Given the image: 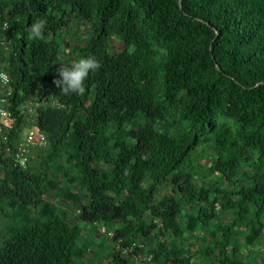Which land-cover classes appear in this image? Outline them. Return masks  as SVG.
I'll use <instances>...</instances> for the list:
<instances>
[{
	"label": "trees",
	"instance_id": "trees-1",
	"mask_svg": "<svg viewBox=\"0 0 264 264\" xmlns=\"http://www.w3.org/2000/svg\"><path fill=\"white\" fill-rule=\"evenodd\" d=\"M88 56L63 94L57 68ZM0 68L2 144L46 135L25 165L0 151V264H136L139 240L157 264H248L238 244H264V0H0Z\"/></svg>",
	"mask_w": 264,
	"mask_h": 264
},
{
	"label": "built area",
	"instance_id": "built-area-1",
	"mask_svg": "<svg viewBox=\"0 0 264 264\" xmlns=\"http://www.w3.org/2000/svg\"><path fill=\"white\" fill-rule=\"evenodd\" d=\"M0 72L6 73L2 68H0ZM7 76L9 78L7 84L0 81V151L2 150L7 156L12 157L15 164L25 165L32 158L33 151L36 148H42V145L44 146L46 135L40 128L31 126L29 123H23L19 134L22 136L16 142H13V148L2 144L7 143L10 124L12 120L16 119L10 108L12 88L10 87V77L8 74ZM100 230L104 231L103 228ZM106 234L111 236L112 232L108 231ZM128 253H130V259L136 264H157L153 261L151 252L147 251L144 241H132L125 249V254Z\"/></svg>",
	"mask_w": 264,
	"mask_h": 264
},
{
	"label": "clouds",
	"instance_id": "clouds-1",
	"mask_svg": "<svg viewBox=\"0 0 264 264\" xmlns=\"http://www.w3.org/2000/svg\"><path fill=\"white\" fill-rule=\"evenodd\" d=\"M46 24V19L36 18L26 29L29 37L43 39ZM100 68V62L94 57H81L78 60H73L70 64H61L56 70L59 78L54 79L53 83L65 95L75 93L82 96L86 91L85 81L89 73ZM0 81L4 84L8 83L9 78L6 73L0 72Z\"/></svg>",
	"mask_w": 264,
	"mask_h": 264
},
{
	"label": "rangeland",
	"instance_id": "rangeland-1",
	"mask_svg": "<svg viewBox=\"0 0 264 264\" xmlns=\"http://www.w3.org/2000/svg\"><path fill=\"white\" fill-rule=\"evenodd\" d=\"M76 20H77V22L72 25L71 32H74L76 34L82 32L83 36H88L90 31L87 30L85 32V29L88 28V25L83 21V19H76ZM73 22H75V21H73ZM76 34L72 33L69 36V40H70L72 45H77V44H79L81 42L79 37L76 36ZM113 48L115 50L122 49L123 48L122 43L120 41L114 40ZM62 59H64V57H62ZM67 62H69V61L67 60ZM204 162H205L204 159L201 160L199 162V165H198L197 170H196V177L195 178H196V183H198V184L201 183L202 180L204 179L203 177H201V174L205 173L204 169L201 167V165L204 164ZM227 217H228V213H225L222 216V219L217 218L215 221L212 222V224L215 225L219 221L223 222V219H226ZM2 224H3V222L0 221V227L2 226ZM88 232L90 233V231H88ZM94 236L96 237V239L95 238H91V240L94 241V242L98 241L100 237H98L97 235H94ZM238 245L241 248V251L243 253L244 261L247 262L248 264H255L256 261L260 262V263L264 262V244L263 243L260 242L258 244L247 246V247H243V245H241L240 243ZM105 247H106V245H105ZM92 248L95 249L94 243L92 245H90L88 247V249H86V253L88 254V253L92 252Z\"/></svg>",
	"mask_w": 264,
	"mask_h": 264
},
{
	"label": "water",
	"instance_id": "water-1",
	"mask_svg": "<svg viewBox=\"0 0 264 264\" xmlns=\"http://www.w3.org/2000/svg\"><path fill=\"white\" fill-rule=\"evenodd\" d=\"M179 3H180V0H179Z\"/></svg>",
	"mask_w": 264,
	"mask_h": 264
}]
</instances>
